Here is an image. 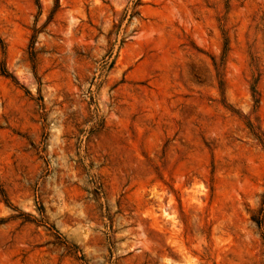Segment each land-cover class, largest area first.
I'll return each mask as SVG.
<instances>
[{
	"label": "rangeland",
	"instance_id": "1",
	"mask_svg": "<svg viewBox=\"0 0 264 264\" xmlns=\"http://www.w3.org/2000/svg\"><path fill=\"white\" fill-rule=\"evenodd\" d=\"M264 0H0V264H264Z\"/></svg>",
	"mask_w": 264,
	"mask_h": 264
},
{
	"label": "trees",
	"instance_id": "2",
	"mask_svg": "<svg viewBox=\"0 0 264 264\" xmlns=\"http://www.w3.org/2000/svg\"><path fill=\"white\" fill-rule=\"evenodd\" d=\"M260 213V218H258L257 216H253V221L256 222V224L260 227L263 224L264 221V194L262 196V200H261V206L258 209V212Z\"/></svg>",
	"mask_w": 264,
	"mask_h": 264
}]
</instances>
